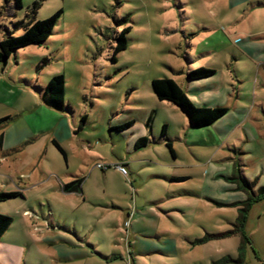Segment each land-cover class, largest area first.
<instances>
[{
    "label": "rangeland",
    "instance_id": "374dc122",
    "mask_svg": "<svg viewBox=\"0 0 264 264\" xmlns=\"http://www.w3.org/2000/svg\"><path fill=\"white\" fill-rule=\"evenodd\" d=\"M257 2L264 0H23L19 8L0 0V42L23 33L17 23L63 10L45 44L0 67V135L21 141L0 150V191L20 194L0 203V215L13 219L0 264H264V198L237 223L247 199L241 177L255 195L264 187V10L249 8ZM126 29L127 48L116 53ZM200 67L215 75L192 87L207 90L189 92L187 74ZM59 74L75 118L55 121L36 90ZM164 77L197 107L229 108L225 122L240 130L226 140L215 132L214 146L202 142L211 131L188 132L179 109L153 93L152 81ZM150 111L155 143L134 150L111 130L132 118L138 134ZM50 120L67 123L71 136L44 131ZM165 123L176 160L161 141ZM226 162L230 171L212 170ZM122 163L128 175L96 167ZM79 169L81 192H64Z\"/></svg>",
    "mask_w": 264,
    "mask_h": 264
},
{
    "label": "trees",
    "instance_id": "16d2710c",
    "mask_svg": "<svg viewBox=\"0 0 264 264\" xmlns=\"http://www.w3.org/2000/svg\"><path fill=\"white\" fill-rule=\"evenodd\" d=\"M16 5L19 8H23V0H16ZM37 4H34L31 8V11L36 10ZM63 14V10H59L51 17L45 20H38L30 25L25 26L23 22L16 24V27H20L23 33L19 36H15L14 32H7L0 42V65L6 67L12 55L15 54L18 50L26 48L31 45H43L49 38L52 36L54 29L58 23V20ZM129 32V29H126L122 32L118 38V46L116 48V53H119L127 48V37L126 34ZM215 75V71L206 68H198L187 74V81L194 82L199 80H204L211 78ZM153 93L160 102H169L176 107L180 108L188 118L190 127L193 129H203L213 125L216 121L221 119L228 112L227 108L216 107V108H206V107H197L181 86L171 78H161L154 79L151 83ZM37 93L40 95L41 101L47 107L66 113H72V109L69 104L65 102L66 94V79L62 74L55 75L50 79L48 84L45 87H38ZM4 121L0 120V124ZM87 123V115L81 117L78 132ZM134 125L133 121L127 122L122 126L111 128L117 132H123L131 128ZM148 128H152V117H150L148 123ZM160 137L166 139L167 137V126L162 127V132ZM2 137L0 138V141ZM149 140L147 138L139 139L135 144V150H139L147 146ZM55 147L66 159L67 155L64 149L57 143L54 142ZM166 146L169 149L172 157H176V152L173 148V145L167 141ZM183 180V179H177ZM243 182V191L247 194V199L240 203L241 208L239 209V217L237 223L244 226L249 210L252 207L253 203L264 198V187H262L257 195H255L252 190L253 184L241 177L240 179ZM84 178L80 177L74 181L64 184L63 191L66 193H79L82 190ZM20 196L19 193H4L0 191V203L12 200ZM13 224V219L11 217L0 215V243L4 235L9 231Z\"/></svg>",
    "mask_w": 264,
    "mask_h": 264
},
{
    "label": "crops",
    "instance_id": "0c3cea01",
    "mask_svg": "<svg viewBox=\"0 0 264 264\" xmlns=\"http://www.w3.org/2000/svg\"><path fill=\"white\" fill-rule=\"evenodd\" d=\"M240 3L241 4H246L247 3V0H240ZM233 5L234 4H231V7ZM249 8H250V11H254V10H264V2L251 3L250 6H249ZM250 45H251V42L250 41L245 42V44L242 45V46H244L242 48V51L246 52V50H248V48H249ZM0 67H1V65H0ZM1 68H2V70H4L6 67L5 68L4 67H1ZM195 68H197V67L196 66L193 67V69H195ZM204 80H206V79H204ZM202 81L203 80L189 82V81L186 80L184 82V84L186 86V89L189 92H195V91H200V90H207L208 87H206L205 85L202 87V89L195 88V90H194L192 88V87L200 86L201 85L200 83ZM178 84L180 85V83H178ZM181 88H182V86H181ZM189 98L193 102L194 96H189ZM41 103L43 104L42 101H41ZM202 105L200 107L210 108L207 103L202 104ZM173 106H175V105H173ZM219 107H221V106H219ZM215 108H216V106H215ZM47 109L52 114V117L54 119H56L55 121H60V120H63V119H68L69 120L68 117H70V116L75 118L74 112H72V113L69 114V113H66V112H60V111L53 110V109H51L49 107H47ZM178 109H179V111L181 112V114L186 119V127L185 128L187 129V131L190 132V133H192V132H195L196 130H199V129H193V128H191L190 127V124H189V121H188V118L185 115V113L180 108H178ZM227 109H228V112H229L230 109L229 108H227ZM228 112L225 114V116H223L221 119H219L218 121H216L213 125L201 129L202 131H206V130H207V132L208 131L209 132L211 131V137H210V139H208V138L203 139L202 142H204L205 144H210L211 146H214V144L216 143V142H213V141H215V140H213V138H215V136H216L215 132H217V134H219V135H222V137H221L222 140H224V139L226 140L228 138V136H229L230 133H233V132L235 133L238 130H240V126H239L240 125V122H238V121L237 122H233V123L231 121L225 122V119L228 117ZM155 115H156V111H150L149 113H145L143 115V117H142L143 126H141L140 131H138L139 132L138 134H135L136 133L135 132L136 130L134 131V129H135L136 122L133 121L132 118H129V119H126V120L125 119L120 120V121H118V123L113 124L112 125V128L119 127V126L124 125L127 122L133 121L134 122V125L131 128L127 129L126 131H123V134L126 135V139L127 140L129 139V146H133V148H135L134 146H135L136 142L139 139H141V138H147L149 140V142L147 143V146H148L150 143H155V141H156V135H155L154 130H153V124H154V121H155ZM150 117H152V128H148V126H147V123H148ZM55 121L50 120V125L44 131H47V132L51 131V133L53 132L54 134H56L55 136H58V133H59L58 131H60V133H62L63 138H67V137L71 136L70 132H72V131H71L70 127L67 125V123L65 125H60L61 123H57ZM74 124H75V121H74ZM164 125L167 126V137H166V139H162L161 138V141H164V142L169 141V142H171L172 141V138L169 135V125L167 123H165ZM74 126H75V129H73L74 130L73 132L75 133V136H76V135H78L77 133H78L79 123L76 124V125H74ZM41 132H43V131H41ZM5 135L6 134H4V132L0 135V138L2 137V140L0 141V150L1 151H2L3 148H12V147H15L16 146L15 144L19 145L21 143V141H19L18 143H16L17 142L16 135L14 136L10 132L8 133V137H7V135L6 136ZM160 135H161V133H160ZM177 140H181L180 137H178ZM52 141H53V143L54 142H57L60 145V143L55 138ZM171 144L173 145V148L175 150L174 144L173 143H171ZM18 149L17 150L20 151L22 148L20 149V147H19ZM64 151L66 152V155H67L66 159L65 158L64 159L67 161L68 160V152L65 149H64ZM175 152H176V150H175ZM173 159H175V160L178 159L177 153H176V157L173 158ZM122 165H125L126 168H127V165L126 164H123L122 163ZM231 166H232L231 163L226 162L221 167L212 166V170H216V171H220V172L230 171ZM82 175H84V172H81L80 169H79V171H77V173H75L74 175H68V178H69L68 180H71V182H72V181H74L77 178H80V177H83L84 178V176H82ZM62 190H63V186H62ZM239 197H241V196H239ZM2 250L3 249H0V252Z\"/></svg>",
    "mask_w": 264,
    "mask_h": 264
},
{
    "label": "built area",
    "instance_id": "2783aa9c",
    "mask_svg": "<svg viewBox=\"0 0 264 264\" xmlns=\"http://www.w3.org/2000/svg\"><path fill=\"white\" fill-rule=\"evenodd\" d=\"M97 168H100L102 170H106L110 167H114V168H117L118 171L123 174V175H128V172H127V168L126 166L122 165V164H114V165H107V164H97L96 165Z\"/></svg>",
    "mask_w": 264,
    "mask_h": 264
}]
</instances>
